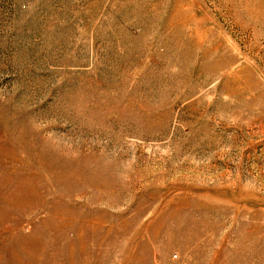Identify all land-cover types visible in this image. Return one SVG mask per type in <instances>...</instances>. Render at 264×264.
<instances>
[{"label": "rangeland", "instance_id": "374dc122", "mask_svg": "<svg viewBox=\"0 0 264 264\" xmlns=\"http://www.w3.org/2000/svg\"><path fill=\"white\" fill-rule=\"evenodd\" d=\"M0 264H264V0H0Z\"/></svg>", "mask_w": 264, "mask_h": 264}]
</instances>
